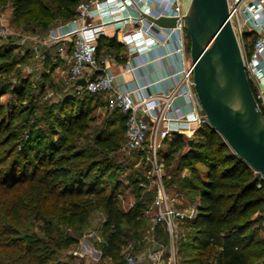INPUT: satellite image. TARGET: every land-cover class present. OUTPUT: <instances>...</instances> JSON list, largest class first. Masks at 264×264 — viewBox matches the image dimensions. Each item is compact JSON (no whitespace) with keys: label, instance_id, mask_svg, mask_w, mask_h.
I'll return each instance as SVG.
<instances>
[{"label":"trees","instance_id":"trees-1","mask_svg":"<svg viewBox=\"0 0 264 264\" xmlns=\"http://www.w3.org/2000/svg\"><path fill=\"white\" fill-rule=\"evenodd\" d=\"M51 1L57 4L56 14L46 11L41 0H0V7L11 2L14 19L34 25L29 34L44 36L52 28L75 18L82 0ZM247 36L255 38L254 34ZM186 37L190 52L187 33ZM120 47L116 37L102 36L98 41V56ZM17 48L21 50L10 39L0 45V60L5 59V63L0 61V75L7 66H21L24 60L32 64L31 51L24 49L20 56L22 51L16 52ZM55 57L59 56L55 54ZM29 82V79L21 80L14 85L13 92L25 97ZM250 82L256 94L257 87L252 80ZM44 92L43 85L39 95ZM4 94L0 85V98ZM99 96L78 94L74 90L72 96L65 94L59 105H48L44 110L50 117L56 109L65 114L48 130L35 123L27 130L25 125L13 129V121L27 109L18 111L12 107L8 115L2 116L0 108V204L4 197L14 195L12 201L6 199L3 207L6 217L14 222V248L20 252V264H68L61 259L62 252L79 244L80 239L60 230L59 225L82 226L96 211L104 214V228L109 230L104 238V256L113 257L118 245L122 246L129 238V242L135 243L143 229L146 230L145 214L151 206L147 203L152 204L154 192H144L140 187L143 178H136L134 203L128 209L123 208L122 185L117 181L119 165L115 158L122 154L123 144L111 134L103 135L105 130H102L92 145H76L78 138L89 131L91 122L86 110L76 106L78 103L83 106V102ZM37 110L36 106L31 107L28 118H34ZM109 110L120 115L118 121L125 141L127 116L117 109ZM198 135H201L200 140L190 146L185 134H173L171 144L175 150L172 154L180 153L174 157L164 156L169 175L165 181L167 187L181 193L197 208L193 219L179 223L178 264H264V240L259 238L253 221L258 208L264 204V190L257 187L262 181L260 175L239 159L209 125L201 127ZM198 164L207 168L204 177L198 171ZM184 169L190 175L182 178L180 173ZM30 215L46 223L44 236L26 233L21 239H15L21 235L19 229ZM5 224L0 217V236Z\"/></svg>","mask_w":264,"mask_h":264},{"label":"built area","instance_id":"built-area-1","mask_svg":"<svg viewBox=\"0 0 264 264\" xmlns=\"http://www.w3.org/2000/svg\"><path fill=\"white\" fill-rule=\"evenodd\" d=\"M228 4L229 20L241 47L246 71L257 87L255 97L264 112V0H228ZM185 12L182 0H82L75 18L52 28L44 36L17 35L19 47L29 49L33 55L32 64L25 67L29 75L39 80L40 63L45 59L43 52L55 49L56 55L68 66L61 75L64 86L78 94L106 95L109 109H117L127 116L121 153L125 157L141 155L149 164L140 183L144 192H154L153 202L145 214L151 218L149 231L153 234L161 226L171 244L165 260L166 247L152 236L150 241L154 247L148 255L149 264H178L175 244L179 223L193 219L197 213L196 206L181 207L185 197L167 187L165 167L159 157L165 138L175 133L192 136L208 125L194 91L193 66L187 63ZM161 17L176 18V26L162 28L151 20ZM108 29L116 32L118 42L127 51L124 72L136 77L138 67L149 65L137 60L140 55L165 49L166 53H160L152 62L172 59L167 66L160 65L166 76L131 87L122 74L111 70L110 64L114 63L111 56H98V41ZM248 34H254L255 38L246 37ZM9 35L6 27L0 28V39H7ZM80 79L86 80L84 86L78 84ZM168 80L174 83L155 88ZM260 177L262 181L257 187L264 190V179ZM83 245L82 238L79 246ZM124 264H141L134 242L125 246Z\"/></svg>","mask_w":264,"mask_h":264},{"label":"rangeland","instance_id":"rangeland-1","mask_svg":"<svg viewBox=\"0 0 264 264\" xmlns=\"http://www.w3.org/2000/svg\"><path fill=\"white\" fill-rule=\"evenodd\" d=\"M41 3L46 11H51L53 14L57 13V4L54 1L41 0ZM57 23H60V21H58ZM33 26L34 25L28 26V24L18 22L14 19L13 7L11 2H7L4 6L0 7V28L6 27V29L10 32V35L7 39H0V45L3 44L4 40L8 39L17 44L19 41L17 35L29 34V32L33 28H35V26ZM36 29H38V27ZM187 43L186 46H188ZM17 51H22L20 53V56L23 55L24 50H20L17 48L16 52ZM110 53L114 57L115 61H121L123 58L126 59L127 57V51L123 46L119 49L110 50ZM47 54L49 57L45 61L43 60L40 63L39 73L41 76L39 80H36L34 76L29 75L24 69L25 65H29V60H24L25 64L21 66H7L3 73L0 75V85L5 91V94L0 98L1 115H8V111H10L12 107H14V109L18 111L21 109H27L24 114L19 115L13 121V129L14 127L25 125L23 127H25L24 129L27 130L31 125L33 126L37 124L38 126L48 130L51 124L56 126L58 121L60 120V117L65 115L60 114V112L56 109L50 117L49 115H47V112H45L46 110H44L47 109L48 105L50 104L59 105V102L62 100L65 94H68V96H72L74 93L73 88L64 86L58 75H52L46 72V70L48 69L47 64L48 62L50 63L52 61L50 57L52 54H54V52L48 51ZM187 58L188 65L192 64L188 50ZM0 61L2 63H5L4 58H1ZM23 79H29L30 82L29 85H27V92L25 94V97L21 98L17 93L13 92V89L14 85L20 83ZM43 85L45 92L42 96H40L39 93ZM81 104L82 103H78L76 107H82L84 110H86V112L90 116L91 122L89 131L81 135L76 141L77 146L84 147L85 145H92L93 139L102 130H105L103 135L111 134L118 143L124 144V131H122V129L120 128L118 121L120 115L109 110V107L107 106L108 97L106 95H101L93 100L89 99L83 102V106ZM33 106H36V108L38 109L37 114L36 116H34V118H28L27 113ZM185 135L187 136V138L193 141H199L201 137V135H198V132L197 134H194L192 136H188L187 134ZM172 139L173 136H170L168 137V139L165 138L163 140V144L159 154V157L162 159L165 167V181L168 180L169 175L166 172V159H164V156L171 155V157H174L180 153V151H176L172 154V151L175 150V146L171 144ZM115 158L119 165L117 169V181L122 185V195L120 199L122 200L123 208L128 209L135 200V193L133 192L134 180L136 178H143L144 180V177L149 169V164L145 163L146 161H144L141 155L125 157L123 154H118V156H115ZM172 163L173 166H175V162L173 161ZM197 168L199 173H201L204 177L205 172L207 171L206 166L198 164ZM188 174L190 175V173L185 169L180 173L182 178L184 176H187ZM111 184L112 182H110V186ZM110 186H107L108 189H110ZM147 192H151V190ZM6 199L12 201L14 199V195H10L7 198L4 197L0 204L1 221L3 223H6L5 231H3L0 236V264H20V252L14 248V222L6 217V211L3 207V205L6 204ZM181 201V205H190L189 201L186 198L182 199ZM150 203L151 201L147 204L151 205ZM29 211L28 215L30 214ZM50 219H48V221H50ZM146 220L147 221L145 223L148 227V225L150 226L151 224V218L147 217ZM104 221V214L101 211H96L90 215L87 223L82 226L75 225L71 227L67 224L59 225L60 230H63L64 232L67 231V233L75 235L80 240L83 238L84 242H87L89 243V245L93 246V249H90L87 253L84 252L83 246H79V244L64 249L61 255V259L66 261L68 264H123L125 245L127 241L129 242L130 238L126 239V243L124 242L122 246H117V249L114 250L115 255L113 257L104 256V238L109 232V230L104 228ZM253 221H255L254 227L259 231V238L264 240V204L258 208L256 214L253 216ZM53 223L54 226L57 227L56 219H53ZM22 226L23 227L19 229V233L21 235L16 236L17 238L15 239H21V237L26 233H35L38 236H44V228L46 226V223L36 220L33 216L30 215L28 221ZM93 233L96 234L99 238L97 239V237H95ZM54 234H56V232H54ZM75 252H79V254L76 255Z\"/></svg>","mask_w":264,"mask_h":264},{"label":"water","instance_id":"water-1","mask_svg":"<svg viewBox=\"0 0 264 264\" xmlns=\"http://www.w3.org/2000/svg\"><path fill=\"white\" fill-rule=\"evenodd\" d=\"M228 0H190L183 17L193 86L203 119L230 150L264 179V112L251 87ZM174 28L176 18L151 19ZM78 84L84 86L85 79ZM193 140H189V145Z\"/></svg>","mask_w":264,"mask_h":264},{"label":"crops","instance_id":"crops-1","mask_svg":"<svg viewBox=\"0 0 264 264\" xmlns=\"http://www.w3.org/2000/svg\"><path fill=\"white\" fill-rule=\"evenodd\" d=\"M188 2H190L189 0H182V4H183V8L184 10H186V8L188 7ZM104 37H108V38H113L116 37V32L113 29H108L107 34ZM48 51H52L54 52V54L51 55L50 59L52 60L48 65V69L46 70V72L52 74V75H58V77L61 79L62 81V72L68 69L67 64L65 63L64 60H62L59 57H55V49H50V50H45L43 52L44 57L48 58ZM166 53V50L164 49L163 51L161 50L160 53ZM160 53H151V54H145V55H140V57H138V61H140L141 63H145L148 62L149 65L148 67H138L137 69V75L136 77L132 74V73H126L124 72L125 70V64L127 62L128 56L126 57V59L124 60V58L121 61H115L114 57L111 55V53H107L104 54L102 56H100V58L105 57L106 55L111 56V58L113 59L114 63L110 64V68L111 70L115 73V74H122L124 80L129 83V85L132 87L134 84L137 85H144L147 83H150L152 81H156V80H160L161 78H164L166 76L165 74V70L164 69H159L160 65L162 66L161 68L167 66V63L172 62V59H169V61L167 60V62L164 60L162 63H157V62H152L153 59H156L157 57H159ZM174 81L173 80H168V81H164V83H160L157 84V86L155 87L156 89H161L163 86H166L168 84H173ZM154 90V88H153ZM149 227V225H148ZM146 227V230L142 232V234L140 235V237L135 240V253L136 255L139 257L141 264H149V260H148V255L150 253V251L153 249V243L150 241V238L153 236L155 237L160 243L161 245L166 247V253H165V260H167L169 252L171 250V244H170V240L169 237L167 235V233L164 231V229L162 227H158L157 232L155 233H150L149 228ZM145 228V227H144ZM94 234V233H93ZM95 237H97L96 234H94ZM99 237H97L98 239ZM83 249L84 252H89L90 249H93L92 245H89V243L84 242L83 245ZM178 257V255H177ZM124 263V262H123ZM179 263V262H178Z\"/></svg>","mask_w":264,"mask_h":264}]
</instances>
